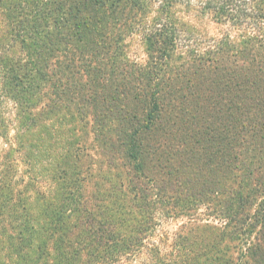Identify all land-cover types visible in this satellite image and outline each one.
Returning a JSON list of instances; mask_svg holds the SVG:
<instances>
[{
	"label": "trees",
	"instance_id": "16d2710c",
	"mask_svg": "<svg viewBox=\"0 0 264 264\" xmlns=\"http://www.w3.org/2000/svg\"><path fill=\"white\" fill-rule=\"evenodd\" d=\"M0 139V264H264V0H0Z\"/></svg>",
	"mask_w": 264,
	"mask_h": 264
},
{
	"label": "rangeland",
	"instance_id": "374dc122",
	"mask_svg": "<svg viewBox=\"0 0 264 264\" xmlns=\"http://www.w3.org/2000/svg\"><path fill=\"white\" fill-rule=\"evenodd\" d=\"M186 19H190L193 21L192 16L189 17L187 16ZM194 24L196 25V29H198L199 31H202L203 29H199L198 25L201 27H205V30L203 31V35L207 36L208 38L212 37L213 35L221 38V36L223 35L226 36L229 33L234 34L231 32L229 25H225V26L217 25L213 23L210 18H205L204 21H200V22L195 18ZM203 48L204 47H202V49ZM127 53L131 60L136 61L137 63L140 64H144L147 59L144 46L142 45V43L138 38H135L134 40L130 41L129 48L127 49ZM2 146H3V140L0 139V149L2 148ZM187 222L188 220L186 218H177V219L171 218L164 220L161 226H159L158 235H161V233H166V232H168V234L171 235L174 231H177L179 229L182 223L185 224ZM213 222L214 221H211V223Z\"/></svg>",
	"mask_w": 264,
	"mask_h": 264
}]
</instances>
